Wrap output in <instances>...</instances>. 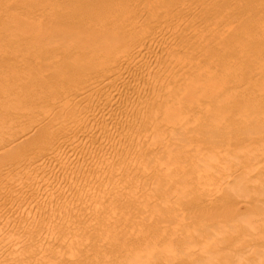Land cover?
Listing matches in <instances>:
<instances>
[{"label":"bare ground","instance_id":"obj_1","mask_svg":"<svg viewBox=\"0 0 264 264\" xmlns=\"http://www.w3.org/2000/svg\"><path fill=\"white\" fill-rule=\"evenodd\" d=\"M171 225L185 247L150 244ZM249 247L264 0H0V264H255Z\"/></svg>","mask_w":264,"mask_h":264},{"label":"rangeland","instance_id":"obj_2","mask_svg":"<svg viewBox=\"0 0 264 264\" xmlns=\"http://www.w3.org/2000/svg\"><path fill=\"white\" fill-rule=\"evenodd\" d=\"M235 186V187H234ZM236 186H238V185H236V184H231L228 188L229 189H232V191H234V190H236ZM238 188V187H237ZM174 204V205H173ZM173 206H174V208L177 210L178 208L179 209H181V206H179V203L178 202H174V203H171L168 207H170L169 208V210L170 211H172L173 212ZM179 209H178V211H179ZM180 212V211H179ZM242 220V221H241ZM202 221V223H203V225H205L204 227H202V228H204V229H207L208 227H206V226H208V225H206L209 221H210V218H209V216H206V215H204L203 217L201 216L200 217V222ZM237 222H241L242 223V229H243V226H245V224H244V221H243V219H240V220H238ZM237 222L236 223H234V224H232V225H230L229 227H228V225H226V227H221V228H218L217 229V231L216 232H214L213 234H215V235H213V234H211V236H209V237H212L211 239H212V243L213 242H215V243H213V244H216V245H220V246H223V248L225 247V244L224 243H221V241L220 240H222V239H224V238H226V237H224V236H226V234H227V232L228 231H231V232H233V234H237V231H238V229L239 228H237V229H235L236 228V225L235 224H237ZM241 223H238V225H240L241 226ZM237 225V227H240V226H238ZM176 226L177 225H171V226H168L166 229H165V231H166V234H167V232H168V228H169V232H168V235H169V233H170V230L171 231H173L172 233H170L171 235H169L170 237L173 235V233H174V231L176 230V232L178 233V238H180V239H177V237H173V239H174V241H173V239L172 238H170V237H167V239H168V242H166L167 240H166V236L162 239H160V238H156V239H153L151 242H150V244L151 245H154V246H156V247H161V248H167L168 246H174V244H175V246H178V247H185V241H184V243L183 242H181L180 240H182V239H185V237H186V235H185V232L183 233L182 231V229H181V227H179V226H177V228H176ZM225 226V225H224ZM172 227H173V229H172ZM187 227V226H186ZM234 227V230L236 231V232H234V230L233 229H231V228H233ZM188 228V227H187ZM228 228H230V229H228ZM220 229H221V232L219 233V231H220ZM228 229V230H227ZM241 228L239 229V231L241 232V230H242ZM238 231V234L237 235H239V232ZM244 232H242L240 235H242ZM216 236V237H215ZM230 236V235H229ZM221 237V238H220ZM224 237V238H223ZM220 238V239H219ZM227 238H229V237H227ZM210 239V238H209ZM160 240V241H159ZM177 242H176V241ZM89 242V244L91 245V240H88ZM195 241H196V239H195ZM158 242V243H157ZM160 242V243H159ZM162 242H163V244H162ZM188 244L187 245H189L191 242H192V239H190L189 238V240H188ZM180 245H179V244ZM218 243V244H217ZM158 244V245H157ZM160 244H162V246H160ZM167 244H168V246H167ZM182 244V245H181ZM252 248V250H255L256 252H257V261H256V263L255 264H264V250L263 249H258V247H255V248H253V247H249V249H251ZM257 248V249H256ZM90 249H93L92 247L90 248ZM228 252H230L232 255H234L235 254V252L233 251V248H228V250H227ZM247 252H250L251 250H246ZM234 252V253H233ZM236 253H238L237 255H239L241 252H236ZM259 254H260V258H259ZM216 257V255L215 254H212V255H210V254H206L205 256H204V258L202 259V261H201V264L204 262H206V264H209L210 263V261L212 262L213 260H214V258ZM170 261V262H169ZM169 261H167V263H173V264H184V263H187V262H182V263H178V259L177 260H174V261H172V260H169ZM208 261V262H207ZM263 261V262H262ZM177 262V263H176ZM193 263H198V261L197 260H195V261H193Z\"/></svg>","mask_w":264,"mask_h":264}]
</instances>
